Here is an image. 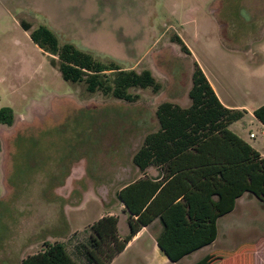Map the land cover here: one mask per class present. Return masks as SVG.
I'll return each mask as SVG.
<instances>
[{
	"label": "rangeland",
	"instance_id": "rangeland-1",
	"mask_svg": "<svg viewBox=\"0 0 264 264\" xmlns=\"http://www.w3.org/2000/svg\"><path fill=\"white\" fill-rule=\"evenodd\" d=\"M38 26L97 62L149 71L160 89H132L138 100L128 104L63 81L55 58L29 40ZM193 62L224 103L263 105L264 0H0V111L11 116L0 124V264H19L44 242L62 243L81 264L76 250L107 213L125 233L115 193L138 175L131 157L157 130V105L189 106ZM235 124L256 146L248 117ZM254 216L264 221V206L246 195L219 218L215 244L236 254L218 264H264L263 249L253 261L246 252L253 238L262 245L264 232L250 233ZM158 229L156 221L111 264H160L148 245Z\"/></svg>",
	"mask_w": 264,
	"mask_h": 264
},
{
	"label": "trees",
	"instance_id": "trees-1",
	"mask_svg": "<svg viewBox=\"0 0 264 264\" xmlns=\"http://www.w3.org/2000/svg\"><path fill=\"white\" fill-rule=\"evenodd\" d=\"M28 37L42 53L55 58L63 81L82 83L87 93L99 92L105 98L131 104L138 100L132 89H150L153 93L160 89L149 71L97 62L68 43L60 44L44 26L30 31ZM171 41L189 55L177 36ZM187 98L186 108L167 102L155 108L157 130L144 136L131 157V164L142 177L115 193L125 215L126 231L120 235L119 217H100L88 227L85 243L76 250L81 264H109L155 220L160 225L155 246L175 264L214 241L216 221L229 214L242 195L264 206V158L228 130L245 112L223 107L195 62ZM252 116L264 128V104L255 108ZM0 124L11 126L8 110L0 111ZM149 170L155 174L147 176ZM235 254H211L194 264H218ZM19 264L79 263L62 243L44 242L39 251Z\"/></svg>",
	"mask_w": 264,
	"mask_h": 264
},
{
	"label": "crops",
	"instance_id": "crops-1",
	"mask_svg": "<svg viewBox=\"0 0 264 264\" xmlns=\"http://www.w3.org/2000/svg\"><path fill=\"white\" fill-rule=\"evenodd\" d=\"M205 77V79L207 80V82L209 83L210 87L212 88L215 96L217 97L218 101L220 102V104L225 107V108H229V109H238V110H243L245 112V114L243 116H247L248 119H249V124L250 125H254L256 128H257V132H258V135L261 136V139L258 140L256 146L254 145H250L248 143V141L246 140V137H248L249 140H254L256 135L253 134L247 127H243V128H240L242 126H236L235 122L230 124L228 126V130L233 133L235 136H237L239 139H241L242 141H244L245 143H247L254 151H256L260 157L264 158V153L261 152V145H264V128L253 118L252 116V111L256 108H252V109H245L244 107L240 106V105H233V104H228V103H224V101L221 99V97L218 95V93L216 92L215 88L213 87V85L210 83V81L208 80V78L206 77L205 73L203 72L202 69H200ZM264 104V102L262 103ZM249 134H253V137L252 138H249ZM138 172V171H137ZM154 172V171H153ZM155 174V172H154ZM153 174V175H154ZM142 175L140 173H138L137 177L135 179H138V178H141ZM134 179V180H135ZM247 194H244L242 195L240 198L236 199L235 203H234V207L232 209V211L229 213H233L235 211V207H236V204L237 202L242 199L243 197H245ZM120 209L121 206H120ZM227 214V215H229ZM106 215H114L113 213H107ZM123 218L125 219V215L122 214ZM259 217L258 216H254L252 218H249V221H250V233L251 231H257V232H264V221L260 222V223H257V219ZM219 220V219H218ZM217 220V221H218ZM216 221V223H217ZM156 223V220L153 221L149 226L145 227V228H142L128 243L127 245L125 246V248L123 249V251L130 245L132 244L133 242L137 241L138 237L141 235V233H144L147 231V229H149V227H151L153 224ZM160 229H158L157 231V234L159 233ZM157 234L155 236H149L150 237V243L148 244L149 247H150V251H152V253L155 255L156 259L159 260L160 264H166L168 261L158 252L156 246H155V238L157 236ZM217 226H216V236H215V239L214 241L208 245V246H205L185 257H183L182 259H180V261H178L177 263L175 264H179L181 262H183L184 264H194L196 263L197 261H199L200 259H202L204 256H207V255H211V254H216V253H223V254H227V255H231L235 252L236 248L230 250V251H226V250H222L220 249V247H218L216 244H215V241H216V238H217ZM254 234V233H253ZM264 234V233H263ZM222 239H224V235L221 236ZM258 239H260L259 237H257V239L255 240V238H253V241L252 239L248 241V243H246V247H247V255L249 256L250 258V261H253V258L256 256V251L257 249H263L264 250V235L262 236L261 240H262V245L261 247L257 248L256 247V244L258 242ZM240 246V245H239ZM119 253L117 256H115L111 262L109 264H111L116 258H118L122 253ZM22 260V259H21ZM20 260V261H21ZM258 261V260H257ZM169 263V262H168ZM172 264V263H171Z\"/></svg>",
	"mask_w": 264,
	"mask_h": 264
},
{
	"label": "built area",
	"instance_id": "built-area-1",
	"mask_svg": "<svg viewBox=\"0 0 264 264\" xmlns=\"http://www.w3.org/2000/svg\"><path fill=\"white\" fill-rule=\"evenodd\" d=\"M253 137V134H249V138H252Z\"/></svg>",
	"mask_w": 264,
	"mask_h": 264
}]
</instances>
